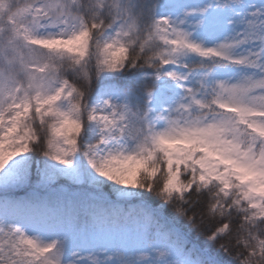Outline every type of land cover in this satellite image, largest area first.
<instances>
[{"label": "snow or ice", "instance_id": "6c2138e0", "mask_svg": "<svg viewBox=\"0 0 264 264\" xmlns=\"http://www.w3.org/2000/svg\"><path fill=\"white\" fill-rule=\"evenodd\" d=\"M0 264H264V0H0Z\"/></svg>", "mask_w": 264, "mask_h": 264}]
</instances>
